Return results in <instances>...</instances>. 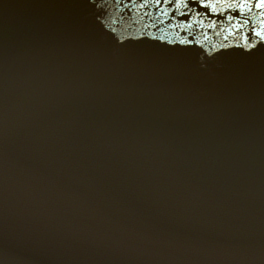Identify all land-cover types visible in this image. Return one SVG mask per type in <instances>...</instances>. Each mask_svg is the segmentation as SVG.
I'll list each match as a JSON object with an SVG mask.
<instances>
[{
    "label": "water",
    "instance_id": "water-1",
    "mask_svg": "<svg viewBox=\"0 0 264 264\" xmlns=\"http://www.w3.org/2000/svg\"><path fill=\"white\" fill-rule=\"evenodd\" d=\"M257 3L0 0V264H264Z\"/></svg>",
    "mask_w": 264,
    "mask_h": 264
},
{
    "label": "snow or ice",
    "instance_id": "snow-or-ice-1",
    "mask_svg": "<svg viewBox=\"0 0 264 264\" xmlns=\"http://www.w3.org/2000/svg\"><path fill=\"white\" fill-rule=\"evenodd\" d=\"M244 5H241L243 7ZM256 7L258 8H264V0H258V3L256 4Z\"/></svg>",
    "mask_w": 264,
    "mask_h": 264
}]
</instances>
